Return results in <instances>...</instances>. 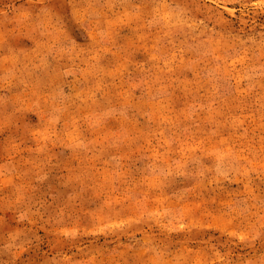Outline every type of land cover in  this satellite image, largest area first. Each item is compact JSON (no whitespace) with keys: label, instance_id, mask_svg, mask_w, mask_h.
I'll list each match as a JSON object with an SVG mask.
<instances>
[{"label":"rangeland","instance_id":"374dc122","mask_svg":"<svg viewBox=\"0 0 264 264\" xmlns=\"http://www.w3.org/2000/svg\"><path fill=\"white\" fill-rule=\"evenodd\" d=\"M0 264H264V0H0Z\"/></svg>","mask_w":264,"mask_h":264}]
</instances>
